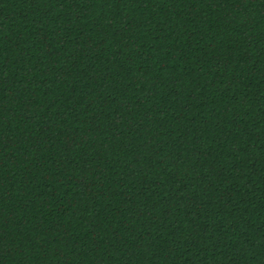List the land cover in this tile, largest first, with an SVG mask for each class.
Here are the masks:
<instances>
[{
	"label": "trees",
	"instance_id": "trees-1",
	"mask_svg": "<svg viewBox=\"0 0 264 264\" xmlns=\"http://www.w3.org/2000/svg\"><path fill=\"white\" fill-rule=\"evenodd\" d=\"M0 264H264V0H0Z\"/></svg>",
	"mask_w": 264,
	"mask_h": 264
}]
</instances>
